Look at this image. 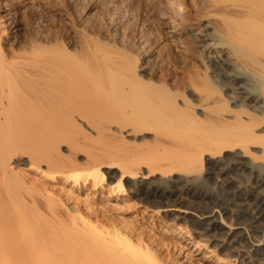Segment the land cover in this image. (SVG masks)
<instances>
[{
  "label": "bare ground",
  "instance_id": "bare-ground-1",
  "mask_svg": "<svg viewBox=\"0 0 264 264\" xmlns=\"http://www.w3.org/2000/svg\"><path fill=\"white\" fill-rule=\"evenodd\" d=\"M102 167L264 264V0H0V264H171L53 192Z\"/></svg>",
  "mask_w": 264,
  "mask_h": 264
},
{
  "label": "rangeland",
  "instance_id": "rangeland-1",
  "mask_svg": "<svg viewBox=\"0 0 264 264\" xmlns=\"http://www.w3.org/2000/svg\"><path fill=\"white\" fill-rule=\"evenodd\" d=\"M167 50H168V48H167ZM197 53L201 56L205 55V51H202L201 49H199ZM170 57H172V55H170ZM170 57H169V59L171 62L173 61L172 62L173 66L176 65L174 62V58L172 60V58H170ZM28 167L29 166H27V165L25 166V165L18 164L15 168H16L17 172L19 171L18 172L19 176L21 173V177H24V178L27 177L26 180L29 178L27 181H30L34 178L35 175L33 173H29L30 175H28L27 171L24 172V170L28 169ZM100 170H101L100 173H103L102 174L103 175L102 180L101 179H95L96 180L95 181L92 177H90V178H92L93 180H91L88 177L86 179L87 181L84 180L83 178L82 179L80 178L77 181V183L76 182L73 183L71 178L68 180L65 179V181L63 178L59 181L53 179L54 181H52V182H54L57 186L56 187L54 185L55 189H53V192L55 193V191H57V194L61 195V196H59L57 194H54V196L57 199L60 198V200L61 199L64 200L62 202H65L66 204H69L70 206L73 205V208L77 207V205H76V203H77L79 205L78 206L79 210H82V212L85 211L84 209H87L86 212L89 211L90 213H92L96 209L97 211L93 213L94 219L99 214V212L103 211L105 213L104 218L106 219L104 221L109 222V224H108V222L107 223L104 222V224H106V227L108 226L107 227L108 229H117L119 227L118 229H121V230L123 229L125 232H129V235L131 236V238H136V239H133L134 241L136 240V242L139 239H143V241L144 240L147 241L148 239L149 240L152 239L153 241L151 240V242L153 244L150 243L149 240L147 242V243H149L150 246L152 244L151 250L153 249L152 251L155 254H157L156 252H158L160 254L159 258H164V257L166 258L167 257L169 259L168 261L170 263L172 262L171 264H173V263L176 264V262H178L177 264H181V263L182 264H185V263L186 264H208L207 259L206 258L203 259V257L208 256V257H210V259L212 257H213L212 259H214V257L218 256V254H219V256H218L219 258H222V259L225 258V260H227V261H229V260L232 261V259L234 257H233V254H231V252L229 253V257H226L225 254L220 253L218 250H216V247L214 246L213 243L206 240V238L202 237L197 232L200 229H199V226L197 225V223L195 221H191L193 218V215H191V214L188 215L189 213L188 214H180L179 212H176V211H168L167 208L165 209V205L162 204L160 201L154 202V201L147 200L148 201L147 202L146 199H140L139 197H137L136 195L131 193L132 192L131 184H129L131 182H128L129 186H128V184H125L124 182H122L123 183L122 186L120 188L119 187L117 188V187H115L116 183H117V181H116L117 179H114L112 177L109 178L106 174H104V171H105L104 167H102V169H100ZM113 171L115 172V169L111 170V172H113ZM244 173L241 172V174H240V172L238 173L237 170L236 171L233 170L230 175H232V177L236 176V178L238 180L237 184L243 183L245 185L247 184L248 186L253 185L254 182H253V179L251 177L253 174H251L250 172H244ZM24 174H26V175H24ZM238 177H239V179H238ZM214 179H211V180H208L205 182H202L201 180H197V185H199V186H196V187L202 188V189L208 191L210 196H212L213 200L224 199L223 197H225V194H226V187H224V185H222V183H221V176H216V178H214ZM239 180H241V181H239ZM200 185H201V187H200ZM193 187L195 188V184L193 185ZM42 189L40 188V190H42ZM258 189H260V188H257L256 190H258ZM44 190H43V192L48 193V190H45V191ZM59 190L62 191V193H60ZM70 192H71V194H69ZM66 194L69 196L67 197ZM64 195H66V196H64ZM70 196H71V199L69 198ZM138 199H140V200H138ZM76 200L78 202H75ZM151 202H153V203H151ZM173 203H175V202H173ZM199 205H200V207H201V205L203 207V205H205V204L201 203ZM97 208H99V211ZM100 208H101V211H100ZM98 216L101 217L100 214ZM180 216H183V217H180ZM188 216L190 217V219H188L189 218ZM185 217L187 219H185ZM222 218H223V220H222ZM222 218H221V220H222V222L224 221V223L219 222V223H221L220 225L222 227H225V225L226 226L227 225L228 226L233 225L234 220L231 219L230 215L226 216L224 214ZM112 222L113 223L117 222L118 224L117 223L113 224ZM111 224H113V225H111ZM129 224L133 225V226H131L133 228L128 226ZM114 226L115 227L118 226V227L115 228ZM120 226H125V227L120 228ZM129 228L132 230L134 229L136 231H134V233H133L132 230H130V231L128 230ZM194 230L197 234L194 233ZM130 232L134 235L132 236L130 234ZM135 232H138L137 235L140 238L136 235ZM140 232H142V234ZM255 234H258V233L256 232ZM134 236H137V237H134ZM144 236L147 238H145ZM137 238H139V239H137ZM136 242H134V243L136 244ZM194 242L196 244H200V245L202 244V246L199 247L200 249L198 248V250H197L196 247L193 248V246L195 245ZM153 246H154V248H153ZM161 250H163V251H161ZM159 254H157V255H159ZM162 256H164V257H162ZM261 261L262 260H259V262H261ZM231 264H239V263H237V260H235V261H232Z\"/></svg>",
  "mask_w": 264,
  "mask_h": 264
}]
</instances>
